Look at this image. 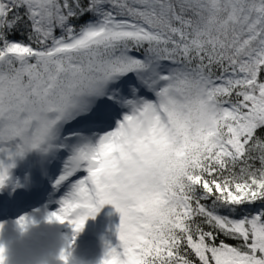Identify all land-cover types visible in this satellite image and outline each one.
I'll list each match as a JSON object with an SVG mask.
<instances>
[{
  "label": "snow or ice",
  "instance_id": "obj_1",
  "mask_svg": "<svg viewBox=\"0 0 264 264\" xmlns=\"http://www.w3.org/2000/svg\"><path fill=\"white\" fill-rule=\"evenodd\" d=\"M33 149L101 264H264V0H0V188Z\"/></svg>",
  "mask_w": 264,
  "mask_h": 264
},
{
  "label": "rangeland",
  "instance_id": "obj_2",
  "mask_svg": "<svg viewBox=\"0 0 264 264\" xmlns=\"http://www.w3.org/2000/svg\"><path fill=\"white\" fill-rule=\"evenodd\" d=\"M0 160L9 162L3 153H0ZM12 163L14 167L9 169L5 188L0 190V204L8 202L9 206L10 203H15L25 191L28 198L22 197V203L31 205L33 199L38 197L35 193L46 190V182L50 186L47 188L49 193L46 200L40 206L36 204L29 207L31 215L27 217L30 222L26 230H22L15 222V216H8V210L3 212L8 217L0 220V225H3L0 228V244L6 249V264H63L59 260L61 249L70 251L71 257L75 256V261L101 264L109 246H119L117 229L120 225V213L111 204L102 206L94 218L87 219L79 233H74L67 222H49L48 215L53 212L50 205L61 189L54 186L62 169V162L57 165L56 156L33 149L16 157ZM56 166L60 169L50 176L51 170ZM7 184L10 191L6 192ZM20 208L17 205L16 211ZM78 255L82 257L78 259Z\"/></svg>",
  "mask_w": 264,
  "mask_h": 264
},
{
  "label": "bare ground",
  "instance_id": "obj_3",
  "mask_svg": "<svg viewBox=\"0 0 264 264\" xmlns=\"http://www.w3.org/2000/svg\"><path fill=\"white\" fill-rule=\"evenodd\" d=\"M108 127H111V125H105V128H108ZM62 160H63V154H60V155L57 157V165H58L60 162H62ZM59 169H60V168H59ZM59 169L57 168V166L54 167V168L51 170V172H50V176L55 175V173H56ZM77 178H79V176H78ZM48 184H49V182H46L47 188L49 187ZM10 186L12 187L13 185L11 184ZM60 191H61V192H60V196H61L60 199H62V198L64 197L65 193L68 191V189H67L66 187H61V190H60ZM60 199H59V202H58L57 204L54 205L55 208H53V212H55V211H57V210L59 209V207H60ZM41 200H42V197H41L40 199L36 200V202H40ZM26 207H27V206H26ZM26 207H25V210L28 209V208H26ZM23 211H24V210H23ZM29 215H31V209H30V210H27L26 212H22L21 214H20V212H19L14 220H15V222H16V221H18V219H19L20 217H28ZM72 235H73V234H72ZM75 246L77 247V244H75ZM81 257H82V255H78V256H77L78 259H80ZM74 258H75V256H73V257L70 256V258H69V264H85V261H83V260H82V262L75 261ZM88 264H89V263H88Z\"/></svg>",
  "mask_w": 264,
  "mask_h": 264
},
{
  "label": "trees",
  "instance_id": "obj_4",
  "mask_svg": "<svg viewBox=\"0 0 264 264\" xmlns=\"http://www.w3.org/2000/svg\"><path fill=\"white\" fill-rule=\"evenodd\" d=\"M14 38H15V39H23L22 36H17V37H14ZM257 166H258V162H257ZM258 207H260L259 204L256 205V209H257ZM256 209H253V210H251V211H255ZM219 239L225 240L227 243H229V244L232 245V246H238V245L241 243L240 241H236V240L228 239V238L223 237V236H220ZM193 259H195V258L193 257Z\"/></svg>",
  "mask_w": 264,
  "mask_h": 264
},
{
  "label": "water",
  "instance_id": "obj_5",
  "mask_svg": "<svg viewBox=\"0 0 264 264\" xmlns=\"http://www.w3.org/2000/svg\"><path fill=\"white\" fill-rule=\"evenodd\" d=\"M1 189V188H0Z\"/></svg>",
  "mask_w": 264,
  "mask_h": 264
}]
</instances>
